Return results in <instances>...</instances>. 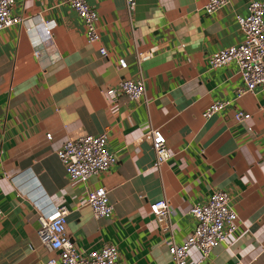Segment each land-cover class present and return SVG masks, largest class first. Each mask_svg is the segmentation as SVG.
<instances>
[{
    "label": "crops",
    "instance_id": "obj_1",
    "mask_svg": "<svg viewBox=\"0 0 264 264\" xmlns=\"http://www.w3.org/2000/svg\"><path fill=\"white\" fill-rule=\"evenodd\" d=\"M251 1L231 0L210 16L206 0H136L132 15L126 0H90L101 34L91 44L82 19L62 0H17L13 13L24 21L0 32V264L54 257L37 231L40 215L61 206L79 250L115 245L123 264H174L170 244L192 233L190 210L217 190L230 193L239 227L201 264H264V94L237 99L243 83L236 64L208 65L210 55L242 42L236 16ZM42 22L56 26L37 59L28 29ZM146 51L145 97L111 100L109 89L138 77L136 55ZM216 101L231 106L204 119ZM236 110L251 119L238 123ZM151 128L160 129L172 153L159 169L145 138ZM103 133L118 163L86 185L72 182L58 151L68 140ZM98 187L108 190L109 219H95L87 203V192ZM161 199L174 210L172 233L150 211ZM200 259L191 249L190 261Z\"/></svg>",
    "mask_w": 264,
    "mask_h": 264
},
{
    "label": "built area",
    "instance_id": "obj_2",
    "mask_svg": "<svg viewBox=\"0 0 264 264\" xmlns=\"http://www.w3.org/2000/svg\"><path fill=\"white\" fill-rule=\"evenodd\" d=\"M231 0H206L204 10L213 15L218 10L230 4ZM17 0H0V32L19 25L24 21L22 17L13 13ZM82 19L87 41L91 44L101 40L99 30L100 17L97 10L90 4V0H62ZM136 0H126V7L130 15L136 10ZM237 25L243 34L241 43L221 49L208 58L211 69H217L230 63H235L238 74L242 79V86L237 89V99L246 94H264V2L253 0L247 7L246 14L236 16ZM56 24L42 22L28 29L34 55L37 59L44 58L40 47L53 40L52 31ZM103 57L108 53L105 48L100 49ZM152 52H138L136 65L138 77L136 79L123 78L114 88L107 91L111 100L124 95L131 101H140L145 97L146 83L143 77V64L149 61ZM122 70L128 64L124 59L118 61ZM231 106L230 101H216L210 104L203 112L204 119H210L217 113ZM235 120L246 123L251 115L240 110L235 111ZM251 131L252 128H249ZM155 154L154 168L159 169L172 156L167 147V139L160 129L151 128L145 134ZM51 140L52 135L47 134ZM1 155V149H0ZM57 156L65 172L72 182L87 184L88 181L102 173L110 171L117 163V156L108 148V135H84L77 140L66 141ZM87 203L91 206L95 219H109L113 216V205L110 202L108 190L105 187L93 188L87 192ZM150 211L160 228L165 233H172L173 208L166 199H161L150 205ZM68 208L57 207L49 216L40 215L38 238L54 257L44 264H123L115 245H105L94 251L79 250L67 232ZM190 215L196 226L181 244L172 242L168 248L174 264H201L206 260L213 249L226 243L239 227V215L232 206V197L228 191L217 190L206 201L196 203L190 210ZM4 212L0 207V219ZM196 249L201 259L198 262L190 261V251ZM242 264V263H236Z\"/></svg>",
    "mask_w": 264,
    "mask_h": 264
}]
</instances>
